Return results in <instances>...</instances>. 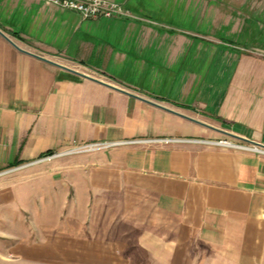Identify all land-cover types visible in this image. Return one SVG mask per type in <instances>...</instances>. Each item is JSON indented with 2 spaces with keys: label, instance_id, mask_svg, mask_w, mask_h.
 <instances>
[{
  "label": "crops",
  "instance_id": "0c3cea01",
  "mask_svg": "<svg viewBox=\"0 0 264 264\" xmlns=\"http://www.w3.org/2000/svg\"><path fill=\"white\" fill-rule=\"evenodd\" d=\"M110 1L133 17L0 0V172L97 145L32 170L264 253V154L210 142L264 141V0Z\"/></svg>",
  "mask_w": 264,
  "mask_h": 264
},
{
  "label": "rangeland",
  "instance_id": "374dc122",
  "mask_svg": "<svg viewBox=\"0 0 264 264\" xmlns=\"http://www.w3.org/2000/svg\"><path fill=\"white\" fill-rule=\"evenodd\" d=\"M50 152L0 172V264H264V253H241L234 243L227 252L197 237L185 222L180 236L174 231L172 237L171 224L156 221L153 205L143 214L133 200L120 213L113 197L105 196L93 206L96 197L85 191L76 196L43 169L32 170L59 159H49Z\"/></svg>",
  "mask_w": 264,
  "mask_h": 264
},
{
  "label": "built area",
  "instance_id": "2783aa9c",
  "mask_svg": "<svg viewBox=\"0 0 264 264\" xmlns=\"http://www.w3.org/2000/svg\"><path fill=\"white\" fill-rule=\"evenodd\" d=\"M47 3H51L60 6L65 9L73 10L81 14L85 19L96 18H112V17H133V15L120 3L110 0H44ZM264 136V129L262 131ZM214 145L225 146L231 149H239L249 152H255L264 154V141L248 140L247 142H239L235 140L220 139L216 141H210ZM114 143H104L103 146H111ZM97 147V145H84L73 150H67L66 152H81L88 151ZM64 152V153H66ZM64 153L50 152V158L59 157Z\"/></svg>",
  "mask_w": 264,
  "mask_h": 264
},
{
  "label": "water",
  "instance_id": "95a60500",
  "mask_svg": "<svg viewBox=\"0 0 264 264\" xmlns=\"http://www.w3.org/2000/svg\"><path fill=\"white\" fill-rule=\"evenodd\" d=\"M0 32H2V31H0ZM3 34H5L4 32H2ZM47 61H49V62H51V63H53V64H55V65H59V66H61V67H63V68H66V69H68V70H70V71H72V72H74V73H76V74H79V75H81V76H83V77H87V78H92V79H94L93 77H91V76H89V75H87V74H84V73H81V72H78V71H76V70H74V69H71V68H68V67H65V66H62V65H60V64H58V63H56V62H54V61H51V60H49V59H46ZM98 80V79H97ZM118 88V87H117ZM122 90V89H121Z\"/></svg>",
  "mask_w": 264,
  "mask_h": 264
}]
</instances>
